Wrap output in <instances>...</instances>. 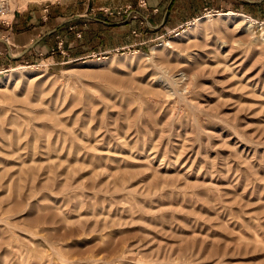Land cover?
I'll list each match as a JSON object with an SVG mask.
<instances>
[{
    "label": "rangeland",
    "instance_id": "1",
    "mask_svg": "<svg viewBox=\"0 0 264 264\" xmlns=\"http://www.w3.org/2000/svg\"><path fill=\"white\" fill-rule=\"evenodd\" d=\"M2 1L0 36L24 9L76 15ZM229 8L141 39L87 19L20 62L0 46V264H264V4ZM102 10L83 14L120 18Z\"/></svg>",
    "mask_w": 264,
    "mask_h": 264
},
{
    "label": "crops",
    "instance_id": "2",
    "mask_svg": "<svg viewBox=\"0 0 264 264\" xmlns=\"http://www.w3.org/2000/svg\"><path fill=\"white\" fill-rule=\"evenodd\" d=\"M139 0H104L103 2L98 0H75L73 3L76 9V15L73 17H67L60 19V22L55 27L48 29L49 22H52L50 18L48 23H45V17L43 13L29 11L24 9L21 12L13 13L11 19L6 24L5 32L0 36V46L3 47L7 56L6 58L11 61L20 62L23 58H26L32 52L41 53L44 50H49L54 47L53 37L57 33H61L62 30L70 29L71 26L85 25L82 24L86 20H90L97 23L99 27L109 32L115 29L121 30L122 28L127 29H138L139 34L135 38L141 39L142 30L138 27L139 22H143L145 27L149 31H153L155 34L163 32L162 35L168 32L174 31L178 28L183 27L190 20L195 19L198 14L204 11H228L229 1L232 0H145L146 8L142 9L138 6ZM236 2V0H233ZM243 1V0H242ZM246 2L250 5L261 6L264 4V0L249 1ZM130 6L131 12L136 14L139 19L134 21L127 20L126 17L107 18L102 17L101 19L91 18L83 14L88 9L97 7L99 10L102 9H116L118 7ZM228 6V8H227ZM225 9H222V8ZM73 8V7H72ZM78 11L82 12L81 14ZM229 13V11H228ZM101 16L102 14H98ZM75 22V23H73ZM140 23V24H141ZM75 24V25H74ZM80 30H84L80 28ZM94 30V29H93ZM81 35H85L82 33ZM92 39L97 40L100 37V33L93 32L91 35ZM136 43L128 44L127 47H133L141 45L138 40H134ZM80 42L76 40V47L80 46ZM72 47H69L71 49ZM68 52L71 53V50ZM83 50V48H80ZM81 50V51H82Z\"/></svg>",
    "mask_w": 264,
    "mask_h": 264
},
{
    "label": "built area",
    "instance_id": "3",
    "mask_svg": "<svg viewBox=\"0 0 264 264\" xmlns=\"http://www.w3.org/2000/svg\"><path fill=\"white\" fill-rule=\"evenodd\" d=\"M145 1L144 0H139L138 1V6L140 8H143L145 6ZM131 7L130 6H124V7H120L118 9H104L102 10L103 14H105L106 16H120L123 17L125 16L126 18L132 17L135 18L134 16H131V11H130Z\"/></svg>",
    "mask_w": 264,
    "mask_h": 264
},
{
    "label": "bare ground",
    "instance_id": "4",
    "mask_svg": "<svg viewBox=\"0 0 264 264\" xmlns=\"http://www.w3.org/2000/svg\"><path fill=\"white\" fill-rule=\"evenodd\" d=\"M5 13H7V14H9V13H11V11L9 10V9H5L4 8V4H3V1L0 3V15H1V17L3 16V17H5ZM239 16V15H238ZM243 18H245V19H247L248 20V23L249 24H253L254 23V21L253 20H251V19H249V18H247V17H244V16H242Z\"/></svg>",
    "mask_w": 264,
    "mask_h": 264
}]
</instances>
